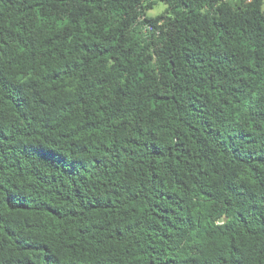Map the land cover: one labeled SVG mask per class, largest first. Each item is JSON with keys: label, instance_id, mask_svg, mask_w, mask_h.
I'll list each match as a JSON object with an SVG mask.
<instances>
[{"label": "trees", "instance_id": "obj_1", "mask_svg": "<svg viewBox=\"0 0 264 264\" xmlns=\"http://www.w3.org/2000/svg\"><path fill=\"white\" fill-rule=\"evenodd\" d=\"M0 264H264V0H0Z\"/></svg>", "mask_w": 264, "mask_h": 264}, {"label": "rangeland", "instance_id": "obj_2", "mask_svg": "<svg viewBox=\"0 0 264 264\" xmlns=\"http://www.w3.org/2000/svg\"><path fill=\"white\" fill-rule=\"evenodd\" d=\"M165 8V6L163 4H159L157 5L154 10L150 11L149 12V16L153 17V16H156L157 14H159L161 11H163Z\"/></svg>", "mask_w": 264, "mask_h": 264}]
</instances>
